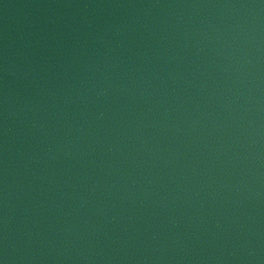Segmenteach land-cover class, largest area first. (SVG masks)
<instances>
[{
  "label": "water",
  "instance_id": "95a60500",
  "mask_svg": "<svg viewBox=\"0 0 264 264\" xmlns=\"http://www.w3.org/2000/svg\"><path fill=\"white\" fill-rule=\"evenodd\" d=\"M0 264H264V0H0Z\"/></svg>",
  "mask_w": 264,
  "mask_h": 264
}]
</instances>
